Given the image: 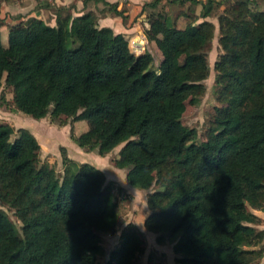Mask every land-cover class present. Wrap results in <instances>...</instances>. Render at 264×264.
I'll list each match as a JSON object with an SVG mask.
<instances>
[{
	"label": "trees",
	"instance_id": "16d2710c",
	"mask_svg": "<svg viewBox=\"0 0 264 264\" xmlns=\"http://www.w3.org/2000/svg\"><path fill=\"white\" fill-rule=\"evenodd\" d=\"M163 1L188 4V20L178 27L162 11L147 14V32L162 53L157 70L149 69V50H132L126 34L100 25L94 10L73 15L60 6L53 25L23 15L9 25L8 44L0 21V98L11 87L17 108L35 118L86 120L74 141L102 156L122 144L113 163L126 169L132 186L152 187L144 226L159 243L173 244L179 264H259L264 227L254 210L264 212V8L260 0L145 4ZM219 6L220 104L198 140L197 128L182 117L187 102L197 105L206 91L216 28L207 17ZM39 149L28 128L0 122V205L19 223L0 207V264H98L97 229L114 232L120 218L114 180L107 182L99 167L76 164L64 146L59 173ZM145 249L129 222L105 264H140Z\"/></svg>",
	"mask_w": 264,
	"mask_h": 264
},
{
	"label": "rangeland",
	"instance_id": "374dc122",
	"mask_svg": "<svg viewBox=\"0 0 264 264\" xmlns=\"http://www.w3.org/2000/svg\"><path fill=\"white\" fill-rule=\"evenodd\" d=\"M4 1H7L8 4L12 5L18 1L23 3L24 0ZM260 4L262 8H264V1H260ZM1 5L2 1H0V6ZM105 8L110 10V14L113 12L110 6H105ZM193 8L194 12L198 14L201 10V4H196ZM223 8L224 6H219L209 17H207L215 23L216 28L208 58L210 73L203 81L206 86V91L200 97L197 105L187 102L186 109L182 117V121L185 124L197 128L199 135L198 140H201L204 137V131L208 127V118L210 117L211 111L216 105L220 104L216 95V71L214 69V63L219 54L222 52V48L218 43V14ZM142 10H146L148 13L150 11H162L164 14H166L169 25L176 24L178 27L185 26L188 20L184 15V12L188 10V4L182 6L178 2L171 3L168 1H163L156 8H152L144 4ZM39 12L40 11L37 10L36 15H39ZM140 12L141 11H139L137 15H139ZM201 19L202 18H198V20ZM1 28H3V43L8 44L9 24H3ZM145 32H147V30H145ZM133 38H128L132 50L133 46L131 43H133ZM151 40L152 39L150 38L145 49L149 50L154 55V61L150 64L149 69L157 70L161 64L162 53L157 47L155 40ZM69 44L71 46L74 45L72 41H70ZM2 90L3 97L0 98V122H9L15 128L26 127L31 132H33L40 144L38 155L41 160L48 161L56 168L59 173L62 172L63 163L60 148L61 146H64L67 150L68 156L74 159L76 164L85 162L99 167L105 172L107 182L109 180H114L117 201L119 202L120 218L117 228L114 232H106L103 229H97L102 237L103 246L102 252L98 253V264H105L109 250L118 243L120 231L129 222H134L136 224L137 229L140 231L142 237L145 240L146 249L140 256V264H150L148 258L150 254H152L155 259L162 261L164 264H179L175 259L176 254L173 252V244L171 242L159 243L156 240V234L148 231L144 226V219L149 213L145 198L146 191L142 190V188L132 186L125 177L126 169L116 167L113 163V158L116 156V153H118L122 144H119L104 156L99 154L97 149L89 150L85 147H81L74 141L73 135L87 129L88 124L86 120L74 121L72 117L65 116H63L61 119L52 120L49 115L42 118H35L17 108L16 104L14 103V93L11 87H4ZM73 167H75V165H73ZM151 177L154 178V175ZM127 183L130 184L135 190L130 188L128 189V187H126ZM147 192L149 191L147 190ZM0 207L5 209L19 226V223L12 212L4 206L0 205ZM254 212H256L262 218V223L257 226L263 228L264 212L261 210H254ZM259 264H264V257Z\"/></svg>",
	"mask_w": 264,
	"mask_h": 264
},
{
	"label": "crops",
	"instance_id": "0c3cea01",
	"mask_svg": "<svg viewBox=\"0 0 264 264\" xmlns=\"http://www.w3.org/2000/svg\"><path fill=\"white\" fill-rule=\"evenodd\" d=\"M0 1H2V5L0 6V21L3 24L10 25L19 22L23 15H36L37 10H39L40 14L37 16L53 25L56 23L57 8L65 6L71 9L73 15L81 14L87 10H94L100 25L110 26L115 32H122L130 39L134 37L132 39L134 44L131 43V45L136 52L145 50L146 44L150 39L149 33L145 32L149 27L148 12L142 10L143 5L150 0H129L122 5L117 0H54V3L49 5H42L39 0H24L23 3L18 1L12 5L8 4L7 1ZM105 6H110L113 12L110 14V10L105 8ZM116 10H123V15L116 14ZM139 11L141 12L137 15ZM18 15H21V17H18ZM1 32H3V28H1ZM126 187L134 189L128 183ZM151 188L142 189L146 191L145 198H147V190L151 191Z\"/></svg>",
	"mask_w": 264,
	"mask_h": 264
},
{
	"label": "built area",
	"instance_id": "2783aa9c",
	"mask_svg": "<svg viewBox=\"0 0 264 264\" xmlns=\"http://www.w3.org/2000/svg\"><path fill=\"white\" fill-rule=\"evenodd\" d=\"M41 2L42 5H46V4H53L54 0H39ZM119 4H124L125 2L129 1V0H117ZM260 1H264V0H260ZM122 7V6H121ZM34 15V14H33Z\"/></svg>",
	"mask_w": 264,
	"mask_h": 264
}]
</instances>
